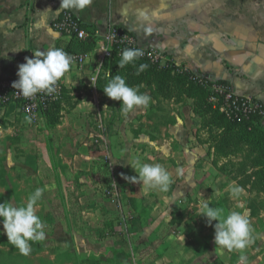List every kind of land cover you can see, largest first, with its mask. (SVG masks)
I'll list each match as a JSON object with an SVG mask.
<instances>
[{"label": "crops", "instance_id": "crops-1", "mask_svg": "<svg viewBox=\"0 0 264 264\" xmlns=\"http://www.w3.org/2000/svg\"><path fill=\"white\" fill-rule=\"evenodd\" d=\"M60 3L61 0H0V75H16L18 66L26 62L25 58L34 57L33 51L66 48L71 38L55 31L51 25L63 12L55 13ZM64 11H71L81 23L101 31L110 23L124 26L140 46L156 48L164 56L165 64L172 62L211 82L223 80L231 85L235 94L256 97L264 104V0H92L83 11ZM141 12L148 15L147 21L140 19ZM100 46L97 42L91 52L92 63L84 68H72L63 76L64 86L71 89V101L77 104L72 110L63 111L64 121L59 126L71 121L73 134L79 142L62 144L64 149L72 150L74 156L61 165L75 167L84 178L99 169L102 171V167L108 169L104 164L106 153L117 158L116 167L110 166L109 171L117 169L126 176H138L130 164L136 159L141 163H159L173 178L167 192H146L142 182L131 183L126 179L114 184L126 202L125 207L120 205L117 209L129 216L127 231H132V241L139 246L141 259L146 261L144 264H214L209 258L210 251L214 249L217 255L223 254V249L212 244L214 227L174 226L177 214L200 212V202L207 201L212 206V197L217 195L227 199L231 196L229 183L239 186L238 183L218 172L213 165L209 145L200 143L197 138L191 105L183 114L178 108L180 103L150 96L147 108L127 114L122 111L118 133L104 137L109 112L97 86L92 83L98 68L97 79L103 72ZM16 49L21 50L14 51ZM97 79L93 80L95 84ZM173 107L177 110H172ZM165 108L170 110L165 111ZM44 119V116L36 119L14 105L4 113L0 111V149L6 151L4 154L0 150L3 155L1 173H5L4 183L14 189L11 191L14 206H19L16 188L24 181L19 178L20 172H16V163L21 162L29 170L33 186L38 185L35 182L39 178L38 149L31 146L25 150L22 143L26 133L33 132ZM101 138L104 143L99 148L96 143ZM63 147L57 150L63 151ZM48 165H53L51 160ZM177 169H183V175H179ZM217 172L219 174L212 180L208 178ZM222 179L223 186L213 191L215 184L211 183H219ZM58 187L54 179L45 181V191ZM239 187L242 192L238 198H233L234 204L244 207L249 216L251 211L247 205L251 194ZM94 196L97 198L99 194ZM118 214L121 215L119 211ZM105 220L109 221H91L90 225L121 224V218L114 222L106 216ZM258 228L256 231L252 228L257 238H253L251 245L254 253L251 264L253 261L264 264V252L260 254L264 249V237L255 233L263 235L264 228ZM164 230L166 233L161 239L155 240ZM100 236L106 238L116 234L102 233ZM55 257H51L54 264Z\"/></svg>", "mask_w": 264, "mask_h": 264}, {"label": "rangeland", "instance_id": "rangeland-1", "mask_svg": "<svg viewBox=\"0 0 264 264\" xmlns=\"http://www.w3.org/2000/svg\"><path fill=\"white\" fill-rule=\"evenodd\" d=\"M190 102L192 101L187 98L178 102L180 103L178 108L180 111L183 110V114L187 112V106L191 105ZM174 104H177V102ZM169 108L171 109V107ZM169 108H165V111L170 110ZM173 109L177 110V107H173ZM63 121L61 119V123ZM72 124L70 121L62 125V127L59 125L53 127L48 125L47 120L44 119L41 124L38 123L33 132L29 131L26 133L22 146L25 150L35 146L39 153V171H37L39 178H36L35 182L38 184L36 187L43 191L41 198L35 205V212L44 225L45 239L43 241L30 242V253L22 255L16 247L8 242L7 235L3 232V218L0 217V264H54L51 259L53 256H56V264L146 263L139 255V246L134 245L132 241V231H127L129 227L126 222L129 216L123 213L122 215L121 212L123 210L117 209V207L120 208V205L121 207L126 206V202L119 195L114 185L115 181L118 182L117 180H119L121 182V180H124L125 175H122L123 173L115 168V171H109L110 166L115 165L116 167L117 158L106 153L104 155V164L108 169L102 167V171H94V176L90 175L84 178L80 174L81 171L75 169V167L71 169L69 165H61L63 161L70 160L74 156V152L64 149L62 144H76V142H79V138H75L73 134ZM99 140L96 145L102 148L104 142L102 138ZM61 147H63V151L57 150ZM0 150L6 154L5 150ZM1 153L0 151V203H11L13 200L11 191H14V189L9 188L8 184L3 181L5 173H1V157L3 156ZM49 160L52 161V166L48 165ZM16 164H18L16 172H20L19 178L24 180L19 183V188H16L18 189L16 190V192L18 191L16 198L19 206H26L29 196L36 190V187L33 186V179L28 174L29 170L21 162ZM218 172L212 173L208 178L212 180L215 174H219ZM51 179L56 180L59 183V187L52 191H45V181H50ZM214 184L213 191L218 190V187L224 184L223 179L219 183H211V185ZM96 194H99V197L95 198L94 195ZM104 198H107V200ZM225 198L222 195L212 197V206L222 208L225 216L233 210L239 211L238 208L241 209L240 212H244V207L234 204L235 200L231 196L227 199ZM117 210L121 215L118 214ZM106 216L114 222L119 221L121 218L120 226L90 225L91 221H95V223L108 222L109 220H105ZM116 216H118L117 219L115 218ZM248 218L251 227H255L254 231L258 230V227L264 228V212L259 214V216L249 215ZM206 220V217L199 215L196 210L189 212V214L177 216V224L174 226H210ZM216 222L218 221H214L213 224ZM102 233H115L116 236L102 238L100 236ZM165 233L166 230L162 231L155 240H160ZM255 233H258L261 238L264 237V234L262 235L258 231ZM253 238L257 237L252 232L251 243L244 250V255H246L250 264L253 260L251 258L254 257L252 256L254 253L251 250ZM212 244L215 245L214 239H212ZM158 252L159 250H156L157 254ZM263 252L264 249H262L260 254H263ZM240 254L238 251L230 252L223 249V254L217 255L216 251L212 249L209 253V258L214 264H238ZM127 260L128 262H126ZM253 264H256V262L253 261Z\"/></svg>", "mask_w": 264, "mask_h": 264}, {"label": "trees", "instance_id": "trees-1", "mask_svg": "<svg viewBox=\"0 0 264 264\" xmlns=\"http://www.w3.org/2000/svg\"><path fill=\"white\" fill-rule=\"evenodd\" d=\"M81 28L94 32L96 27L81 23ZM97 42L98 38L93 36L85 40L73 37L64 49L68 52L87 54L93 51ZM125 49L134 48L126 45L113 48L112 55L105 57L103 72L97 79V90L109 112L105 119L106 130L103 135L114 136L118 133L122 113V102L109 98L103 90L111 78L108 73L124 77L129 86L138 87L140 93H148L157 99L176 102L185 98L191 99L197 138L200 143L209 145L213 165L220 173L236 181L251 194L247 205L251 211L250 216H259L264 212V116L254 114L249 118H235L220 111L210 102L212 90L194 80L198 74L172 62L162 65L141 56L134 65L128 64L120 68L118 63ZM141 64H147L148 67L137 75ZM219 82L227 83L223 80ZM70 94L71 89L64 86L61 98L44 112L48 125L58 126L63 111L75 108L77 103L71 101ZM91 148L94 149V146Z\"/></svg>", "mask_w": 264, "mask_h": 264}, {"label": "clouds", "instance_id": "clouds-1", "mask_svg": "<svg viewBox=\"0 0 264 264\" xmlns=\"http://www.w3.org/2000/svg\"><path fill=\"white\" fill-rule=\"evenodd\" d=\"M92 0H61L60 7L55 11L64 10L83 11ZM46 11V10H45ZM145 12L140 13V19L148 20ZM16 49L14 51H19ZM34 57H26V62L18 66V80L12 86L25 98H32L38 93L51 95L56 92L57 82L70 70L72 58L59 48L36 50ZM143 56L139 48L125 49L121 53L119 67L123 68ZM147 64L139 65L137 75L146 70ZM103 87L105 94L117 101H121L122 111L127 114L139 108H147L151 102L148 93H140L138 87L129 86L126 79L120 75L112 76ZM92 80V79H91ZM93 85H96L92 80ZM138 176H124L131 183H141L144 190H159L167 192L173 183L171 173L159 163H141L139 159L130 163ZM183 175V169H177ZM123 175V174H122ZM42 189L37 188L28 198L26 206H14L11 203H0V217L3 218V232L6 233L8 242L16 247L22 255L31 251L30 242L45 239L44 225L35 212V205L42 196ZM232 198H238L242 189L239 186L229 185ZM199 215L207 219V224L215 229L214 242L217 247L228 251H238L240 256L238 264H246L247 257L244 250L251 243L252 227L246 212L231 211L226 216L224 210L210 206L207 201L200 202ZM214 221H218L213 224Z\"/></svg>", "mask_w": 264, "mask_h": 264}, {"label": "built area", "instance_id": "built-area-1", "mask_svg": "<svg viewBox=\"0 0 264 264\" xmlns=\"http://www.w3.org/2000/svg\"><path fill=\"white\" fill-rule=\"evenodd\" d=\"M51 25L55 31L68 38L77 37L80 40H85L90 36L98 38L100 49L103 51V60L112 55L115 46L126 45L134 49H141L143 56L150 58L155 63L165 65L164 56L156 48L140 46L126 27L110 23L104 31L95 28L94 32H89L81 28V22L71 11L63 12L53 20ZM62 50L72 58L70 69L87 67L93 61L91 52L81 54L68 52L64 48ZM99 72L100 68H98L97 75ZM97 75L93 76L94 81H96ZM18 79L17 74L14 76L0 75V111L3 113L8 107L14 105L22 112L40 119L44 116V112L61 98L64 77L57 82L55 93L51 95L38 93L32 98H25L13 88V82ZM194 80L212 90L210 102L227 115L235 118H249L254 114L264 116V104L261 100L256 97H241L235 94L229 83L211 82L207 77L201 75L195 76Z\"/></svg>", "mask_w": 264, "mask_h": 264}]
</instances>
